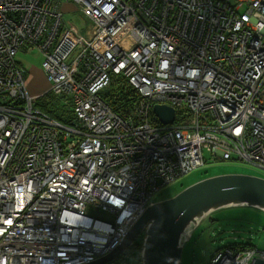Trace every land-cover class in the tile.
<instances>
[{
    "label": "built area",
    "instance_id": "built-area-1",
    "mask_svg": "<svg viewBox=\"0 0 264 264\" xmlns=\"http://www.w3.org/2000/svg\"><path fill=\"white\" fill-rule=\"evenodd\" d=\"M55 1L0 0V264L109 255L205 153L264 171V0H68L92 24L80 57ZM24 49L42 54L49 91L71 97V124L28 91ZM116 76L141 97L134 118L100 97ZM156 105L175 109L172 125ZM257 260L224 249L210 264Z\"/></svg>",
    "mask_w": 264,
    "mask_h": 264
},
{
    "label": "water",
    "instance_id": "water-1",
    "mask_svg": "<svg viewBox=\"0 0 264 264\" xmlns=\"http://www.w3.org/2000/svg\"><path fill=\"white\" fill-rule=\"evenodd\" d=\"M153 111L162 124L175 122L176 111L172 107L156 105ZM241 207L264 211V177L234 173L202 179L172 198L150 204L121 244L90 264H107L117 259L141 236L142 264H182L186 242L207 216ZM255 264L264 263L257 260Z\"/></svg>",
    "mask_w": 264,
    "mask_h": 264
},
{
    "label": "rangeland",
    "instance_id": "rangeland-1",
    "mask_svg": "<svg viewBox=\"0 0 264 264\" xmlns=\"http://www.w3.org/2000/svg\"><path fill=\"white\" fill-rule=\"evenodd\" d=\"M70 5L74 6L76 11L66 13L64 19L78 25L84 30L83 35L87 36V31L91 29L92 24L88 20L84 21V17L77 11L73 3H70ZM18 57L21 58V62L25 67L41 68L42 66L43 57L38 53V50H34L32 53H20ZM204 158L206 160L205 167L166 187L158 195L157 200L172 198L183 188L212 176L236 173L264 177L262 170L241 161H224L220 158L211 161L206 153ZM229 211H235L236 214L234 215L241 216L245 220L228 219L219 223H211L210 218L212 216H229L232 214ZM262 212L244 207L227 208L207 216L186 242L182 253V264H208L211 255L216 250L224 248L235 241L250 242L253 246H256V249L264 252V226L258 225L259 222L264 224V211ZM90 213L94 218L103 221L108 220V216L102 211H91Z\"/></svg>",
    "mask_w": 264,
    "mask_h": 264
},
{
    "label": "trees",
    "instance_id": "trees-1",
    "mask_svg": "<svg viewBox=\"0 0 264 264\" xmlns=\"http://www.w3.org/2000/svg\"><path fill=\"white\" fill-rule=\"evenodd\" d=\"M83 17H85L79 9L77 10ZM19 67L20 63L17 61ZM101 99L112 108L114 112H116L118 115L123 117L124 119L128 118H134L135 117V110L137 108V105L139 104L141 97L137 93L136 90H134L132 87H130L127 83V81L122 76H116L112 79L110 85L105 88L100 93ZM37 105L44 108L48 115H51L53 118H55L60 123H67L71 124L72 121L75 119L74 109H73V101L71 97L68 95V93H61V94H54L50 93L47 96H43L37 100ZM154 114V111H153ZM155 115V114H154ZM157 120V119H156ZM206 164H204L201 168L196 169L200 170L203 167H205ZM193 171V172H195ZM191 172V173H193ZM191 173H186L181 176H179L172 184L177 182L178 180L190 175ZM205 179V178H204ZM170 184V185H172ZM168 186H165L161 189V191L151 200V202H156L158 195ZM186 188V187H185ZM184 189V188H183ZM231 209V208H230ZM251 210H257L259 212H262L258 209L254 208H248ZM226 210V209H224ZM222 211V210H221ZM232 214L229 216L221 215V216H215L211 217L210 221L211 223H219L223 220H243L241 216L238 217L234 214L235 211H229ZM216 213V212H215ZM263 213V212H262ZM214 214V213H213ZM259 217V215H257ZM245 220V219H244ZM258 225L264 226L263 223L259 222ZM143 239L144 236H141L136 242L133 243L131 247H129L123 254H121L117 259L107 263V264H142V250H143ZM232 250L235 253H246L251 250H256V246H253L250 242H239L235 241L232 244L227 245L224 248L216 250L209 260V263L213 259V257L219 253L221 250ZM258 250V249H257Z\"/></svg>",
    "mask_w": 264,
    "mask_h": 264
},
{
    "label": "crops",
    "instance_id": "crops-1",
    "mask_svg": "<svg viewBox=\"0 0 264 264\" xmlns=\"http://www.w3.org/2000/svg\"><path fill=\"white\" fill-rule=\"evenodd\" d=\"M57 2H60V1H57ZM54 5L56 6L57 10L62 13L63 18L65 17L66 13H69L70 11H76L75 7L70 5V4H68V5H66V3L57 4L55 2ZM55 6H54V8H55ZM25 52L26 53H32L33 51H26L24 49L21 52H19V54L25 53ZM39 54L41 55V53H39ZM41 57H42V55H41ZM17 59H18V62L20 63L21 68L24 69L25 72L27 73L26 85H27V89L30 92V94L33 96L42 94L41 96H39V98L49 95L51 93L49 91L50 82H49V79L47 77V74L42 69V66H41V68L34 67V66L33 67H30V66L25 67L21 62V58L17 56ZM39 108L46 112V110L44 108H42L40 106H39Z\"/></svg>",
    "mask_w": 264,
    "mask_h": 264
},
{
    "label": "flooded vegetation",
    "instance_id": "flooded-vegetation-1",
    "mask_svg": "<svg viewBox=\"0 0 264 264\" xmlns=\"http://www.w3.org/2000/svg\"><path fill=\"white\" fill-rule=\"evenodd\" d=\"M57 1H60V2H57ZM57 4H63V3H67L68 0H56L55 1ZM70 4V3H69ZM68 5V4H66ZM77 9V8H76ZM83 17V16H82ZM85 20H88L86 17H84V21ZM61 23V28H60V31H65L66 30V33L67 34V41L71 44H74L75 41H76V44H77V48L75 49V51L73 52V55L72 57H80V54H83L84 51H86V39H88V32L89 30L87 31V36L83 35V32L84 30L81 29L78 25L72 23V22H69L67 21L66 19L63 18V15H62V21L60 22ZM64 34V35H65ZM79 48V49H78ZM78 49V50H77ZM36 50V49H33V51ZM39 52V51H38ZM40 53V52H39ZM42 55V54H41ZM43 57V56H42ZM43 63V61H42ZM43 69V68H42ZM264 172V171H263Z\"/></svg>",
    "mask_w": 264,
    "mask_h": 264
}]
</instances>
